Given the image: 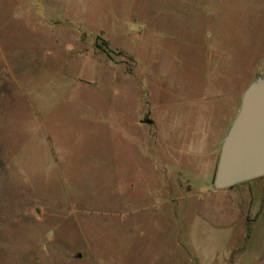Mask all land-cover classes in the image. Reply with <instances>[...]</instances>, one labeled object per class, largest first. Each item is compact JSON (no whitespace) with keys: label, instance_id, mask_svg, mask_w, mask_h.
<instances>
[{"label":"rangeland","instance_id":"1","mask_svg":"<svg viewBox=\"0 0 264 264\" xmlns=\"http://www.w3.org/2000/svg\"><path fill=\"white\" fill-rule=\"evenodd\" d=\"M263 66L264 0H0V264H264L211 180Z\"/></svg>","mask_w":264,"mask_h":264},{"label":"water","instance_id":"2","mask_svg":"<svg viewBox=\"0 0 264 264\" xmlns=\"http://www.w3.org/2000/svg\"><path fill=\"white\" fill-rule=\"evenodd\" d=\"M263 174L264 66L241 90L238 107L221 137L211 180L215 188H224Z\"/></svg>","mask_w":264,"mask_h":264},{"label":"crops","instance_id":"3","mask_svg":"<svg viewBox=\"0 0 264 264\" xmlns=\"http://www.w3.org/2000/svg\"><path fill=\"white\" fill-rule=\"evenodd\" d=\"M140 118H139V116H138V120H139ZM140 121V120H139Z\"/></svg>","mask_w":264,"mask_h":264}]
</instances>
